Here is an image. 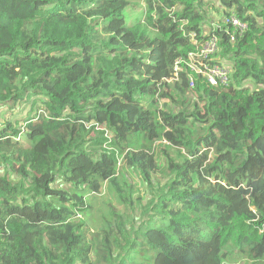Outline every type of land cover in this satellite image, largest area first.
<instances>
[{
  "label": "trees",
  "instance_id": "trees-1",
  "mask_svg": "<svg viewBox=\"0 0 264 264\" xmlns=\"http://www.w3.org/2000/svg\"><path fill=\"white\" fill-rule=\"evenodd\" d=\"M213 1L0 0V264H264V0ZM214 39L227 89L189 67ZM130 174L152 200L94 234Z\"/></svg>",
  "mask_w": 264,
  "mask_h": 264
},
{
  "label": "rangeland",
  "instance_id": "rangeland-1",
  "mask_svg": "<svg viewBox=\"0 0 264 264\" xmlns=\"http://www.w3.org/2000/svg\"><path fill=\"white\" fill-rule=\"evenodd\" d=\"M215 3V10L210 12V17L220 18V15L216 14L220 3L218 1H213ZM146 13L145 5L143 3H138L132 5L129 9L125 11V19L127 25L135 23L136 19L143 18L142 16ZM32 102L29 105L16 106L13 110H10L9 115L11 119H23L30 111L33 109ZM116 111L127 112L129 117L133 119L136 114V110L122 103H117L114 107ZM7 115V110L0 112V121H4ZM97 133H102V130H98ZM105 139H109V135L105 134ZM129 180L132 185V192L130 194L132 206L126 207L121 203L117 193L111 189V187L106 184L100 194H86L85 196L90 210L81 217V220L86 223L91 232L94 234L102 235L103 232L109 230V227L113 222V214H119L123 221L130 218H137L139 216V210L145 207L153 198L152 189L145 184L135 175L130 174ZM167 181L164 179L162 185ZM117 211V212H115ZM128 215V216H127ZM139 222V221H137ZM241 257V256H240ZM248 260L246 258H238L237 263L232 264H246ZM251 263V262H248Z\"/></svg>",
  "mask_w": 264,
  "mask_h": 264
},
{
  "label": "built area",
  "instance_id": "built-area-1",
  "mask_svg": "<svg viewBox=\"0 0 264 264\" xmlns=\"http://www.w3.org/2000/svg\"><path fill=\"white\" fill-rule=\"evenodd\" d=\"M232 26L240 31L242 35L247 30L246 23H243L236 17H231L229 21ZM232 40L234 41V35H232ZM195 39V37H193ZM218 51L217 40H210L204 46V49L201 53L192 54L189 58V67L192 68L193 62L195 60L201 62L200 68H192L193 71H196L198 74L203 76L205 80L213 87H229L231 84V70L232 67L229 64L224 65H206L205 60L210 56H213Z\"/></svg>",
  "mask_w": 264,
  "mask_h": 264
},
{
  "label": "clouds",
  "instance_id": "clouds-1",
  "mask_svg": "<svg viewBox=\"0 0 264 264\" xmlns=\"http://www.w3.org/2000/svg\"><path fill=\"white\" fill-rule=\"evenodd\" d=\"M231 83H232V77H231ZM213 87V86H212ZM222 88H226L227 89V87H222Z\"/></svg>",
  "mask_w": 264,
  "mask_h": 264
}]
</instances>
